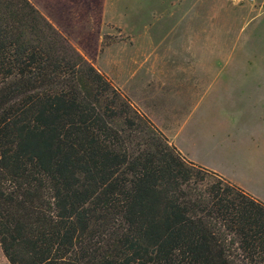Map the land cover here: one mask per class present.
I'll return each mask as SVG.
<instances>
[{
	"label": "trees",
	"instance_id": "obj_1",
	"mask_svg": "<svg viewBox=\"0 0 264 264\" xmlns=\"http://www.w3.org/2000/svg\"><path fill=\"white\" fill-rule=\"evenodd\" d=\"M11 264H264V202L184 156L31 0H0Z\"/></svg>",
	"mask_w": 264,
	"mask_h": 264
},
{
	"label": "rangeland",
	"instance_id": "obj_2",
	"mask_svg": "<svg viewBox=\"0 0 264 264\" xmlns=\"http://www.w3.org/2000/svg\"><path fill=\"white\" fill-rule=\"evenodd\" d=\"M40 2L51 11H64V24L75 27L72 32L88 40L87 59L104 75L103 70L114 73L113 83L158 129L157 124L169 130L183 125L184 135L198 123L230 126L231 120L220 124L214 120L231 117L232 103L225 93L253 94L260 87L256 81L264 69L254 67V63L264 61V0ZM108 4L134 34L125 35L109 27L110 32L104 35L106 43L123 45L111 54L127 58L129 65L121 73L117 67H98L94 59L99 35L97 29L91 33L89 15H96ZM76 13L78 19L74 18ZM228 61H242L252 67L229 74L234 69ZM152 62L160 63L159 67L147 76L145 65ZM229 75L234 78L228 80ZM243 102L249 103L248 99ZM0 264H11L1 244Z\"/></svg>",
	"mask_w": 264,
	"mask_h": 264
},
{
	"label": "crops",
	"instance_id": "obj_3",
	"mask_svg": "<svg viewBox=\"0 0 264 264\" xmlns=\"http://www.w3.org/2000/svg\"><path fill=\"white\" fill-rule=\"evenodd\" d=\"M31 1L55 27L67 36L72 45L88 58L86 56L88 52L87 38H84L85 35L82 34L78 37L75 32H72L75 27H67L64 24L66 21L62 20L64 11L59 9L51 11L40 0ZM78 17L79 14L76 13L74 18L78 19ZM88 20L91 33L97 29L99 35L97 54L94 57L96 65L103 68L117 67L118 73H121L129 65L126 63L127 58L122 55L114 57L111 54L123 45H120L119 42L106 43L104 35L110 32L107 31L109 27L116 28L117 31L125 35L134 34L129 31V26L126 23L110 11L109 4L96 15L95 13L89 15ZM227 63L231 69H234L229 74H237L239 73L237 69H243L249 65L242 61H228ZM147 64L145 66L148 76L154 73L151 70L159 67L160 63ZM254 67L264 69V61H255ZM103 71L112 82H116L113 72L110 75L107 71ZM258 73L261 74L256 81L260 85L257 87L258 91L253 94L241 91L225 93V98L232 103L229 105L231 117H218L214 120L219 124L231 120L230 126L210 127L198 123L184 135H182L183 125L175 127L173 130L158 124L157 126L188 159L219 173L231 183L264 202V71L261 70ZM229 78L228 80H232L234 77L229 75ZM244 99H248L249 103L245 104Z\"/></svg>",
	"mask_w": 264,
	"mask_h": 264
}]
</instances>
